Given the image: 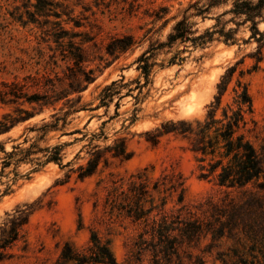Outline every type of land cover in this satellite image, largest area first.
<instances>
[{
  "label": "rangeland",
  "instance_id": "obj_1",
  "mask_svg": "<svg viewBox=\"0 0 264 264\" xmlns=\"http://www.w3.org/2000/svg\"><path fill=\"white\" fill-rule=\"evenodd\" d=\"M53 1L64 4L55 5L54 11L69 13L74 9L70 15L63 14L65 27L96 34L103 48L101 53L105 54V46L114 36L131 34L141 45L115 60L105 54L110 64L98 72L96 81L83 93L81 104L86 109L70 115L66 124L61 120L57 129L44 131L45 124L55 121L51 108L0 135L5 148V152L0 151V223L7 213L18 208L32 209L22 238L9 250L13 256L0 264H58L67 242L83 251L92 231L110 240L119 264H140L135 248L140 225L123 213L106 208L109 189L115 180L139 172L147 174L151 181L175 172L185 180L186 203L198 204L223 196L213 182L199 178L198 162L186 140L164 135L154 144L151 139L171 120L203 119L218 93L222 76L236 65L224 104L233 101L237 79L247 84L253 99L249 126H253L252 120L258 123V137L253 134L252 138L259 147L264 138V60L258 62L254 55L259 43L251 38L250 22L238 24L242 22L240 17L225 14L233 6L231 0L212 6L206 13L197 8L208 5L210 0H137L139 7L126 4L127 9L111 0L100 1L99 5L93 0H81L79 5V0ZM37 3L38 0H31V4L27 0H0V85L35 74L39 69L29 58L38 28L33 24L25 27L13 18L23 15L27 20V10L34 12ZM66 5L70 7L66 9ZM159 8L168 12L164 19L154 23L149 14ZM184 17H188L195 31L192 37L208 29L225 28L236 30L235 40L226 42L216 32L214 39L204 45L178 40L171 47L165 46L151 60L156 65L150 82L140 86L146 80L138 69L137 58L152 43L167 42L175 24ZM75 21L83 26L75 27ZM259 29L264 32V20L260 21ZM174 56L176 61L171 63ZM114 81L118 93L102 103L100 94ZM14 109L0 102V117ZM121 140H125L131 153L128 160L113 158L106 150ZM55 147L60 148L61 159L49 161ZM96 148L106 151L109 164L102 161L94 175L80 178L79 167L87 165ZM12 152L17 154L5 166L7 153ZM176 200L177 196L170 197L167 207H172ZM208 242L197 253L204 255L207 264H222L219 253L228 251L233 241L223 239L211 251ZM148 258L144 256L145 264Z\"/></svg>",
  "mask_w": 264,
  "mask_h": 264
},
{
  "label": "trees",
  "instance_id": "obj_2",
  "mask_svg": "<svg viewBox=\"0 0 264 264\" xmlns=\"http://www.w3.org/2000/svg\"><path fill=\"white\" fill-rule=\"evenodd\" d=\"M31 4V0H27ZM69 1V0H67ZM81 4L82 1L79 0ZM97 5L100 1L93 0ZM122 4L139 7L137 0H111ZM109 1V4L110 2ZM230 0H210L208 5L198 7L200 13H206L215 5ZM233 6L225 12L242 19L241 23H251L252 36L258 43L254 53L257 61L264 60V32L259 29L264 20V0H231ZM64 4L53 0H38L36 10H27L28 19L23 15L13 16L23 26L31 24L38 28L35 45L30 60L39 66L35 74H27L21 79L3 81L0 85V102L14 106L13 111L0 117V135L12 130L20 122L34 117L46 109H53V124H45L43 129H57L59 122L66 124L70 115L85 110L82 105L83 93L97 79L98 72L110 64L105 54L113 60L121 54L141 45L134 35L114 36L103 48L96 39V34L76 31L65 27V10L54 11V6ZM76 5V4H74ZM70 5H66V9ZM85 10L86 7L83 6ZM168 9L159 8L152 16L156 23L164 19ZM39 17H43L40 20ZM55 17L57 20H52ZM73 21V18L70 16ZM168 20L164 22L167 23ZM75 27H82L79 21ZM216 32L226 42L235 40V29L225 31L207 30L204 34L192 37L195 31L188 17L179 20L168 36L167 42L152 43L136 60L146 85L156 62L151 60L156 51L165 46H173L178 40L193 41L204 45L214 39ZM79 39V40H78ZM183 60V58H182ZM176 56L171 63H175ZM236 65L230 67L218 83V93L208 106L203 119L169 121L158 129L151 141L156 144L161 136L174 135L186 140L188 149L198 162L199 178L213 182L223 192V196L208 198L198 204L186 203L185 180L182 175L171 172L151 181L147 174L139 172L130 177H121L113 182L106 197V208L111 212L123 213L134 223L140 225L135 248L140 264L148 255L146 264H207L204 255L197 253L207 240L210 251L223 239H231L232 247L219 253L222 264H264V138L258 147L252 135L258 137V123L252 120L250 127L248 114L253 113V99L248 86L237 79L233 87L232 102L224 104V97L236 72ZM34 89V90H32ZM118 93L117 82L107 85L100 94L105 103ZM29 105L32 109L26 107ZM113 158L128 160L125 140L106 149ZM0 151L5 148L0 142ZM106 151L93 149L92 158L86 166L79 167V177L94 175L101 162L109 164ZM15 152L7 153L5 166L12 163ZM49 161H59L60 148L55 147L48 156ZM21 160V158L19 159ZM177 196L176 203L167 207L169 198ZM158 197H160L158 199ZM31 207L18 208L7 213L0 223V263L13 256L10 249L22 238L24 227L29 222ZM58 264H119L111 247L110 240L103 239L97 231H92L88 246L78 250L67 242L61 252Z\"/></svg>",
  "mask_w": 264,
  "mask_h": 264
}]
</instances>
